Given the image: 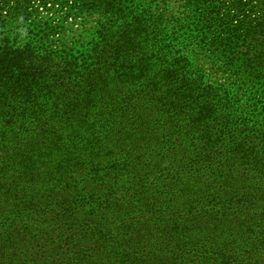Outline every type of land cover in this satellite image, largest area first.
Here are the masks:
<instances>
[{"label":"trees","instance_id":"16d2710c","mask_svg":"<svg viewBox=\"0 0 264 264\" xmlns=\"http://www.w3.org/2000/svg\"><path fill=\"white\" fill-rule=\"evenodd\" d=\"M76 1L0 30V264H264V0Z\"/></svg>","mask_w":264,"mask_h":264},{"label":"rangeland","instance_id":"374dc122","mask_svg":"<svg viewBox=\"0 0 264 264\" xmlns=\"http://www.w3.org/2000/svg\"><path fill=\"white\" fill-rule=\"evenodd\" d=\"M28 0H0V30L2 27L6 29V32H11L12 35L19 34L21 39H27L33 37L31 30H34V33H38L40 36L44 34H48L49 40H53V42H58V44H66L70 47V43L72 41H76L77 37H85L90 29L97 27V22H101V20L107 18V15L104 16L100 11H92L87 12L84 10H80V6H82V2H77L76 0H70L68 4L61 5L52 4L53 1L47 6H43V4H39L40 2H36L31 0L32 4H34L35 9L31 12H28L29 15H26V18L23 19L20 16L21 11L17 14H11V8H19L25 4ZM90 1V0H88ZM142 5H145L146 8L151 9H160L173 8L174 11H171L172 14H176L177 17L184 18L185 14H187L186 1L185 0H138ZM30 4V6H32ZM82 8V7H81ZM179 12V13H176ZM149 14V13H148ZM168 24V23H165ZM172 26V23L165 25V27L169 28ZM162 26L161 28H163ZM164 32L160 31V36L157 35L156 30L154 32H149V39L154 37L157 38L158 41L162 40ZM158 44V43H157ZM173 47L175 49V45L177 42L171 43L169 39L164 38L161 42V46L165 48L166 46ZM160 48V46L158 45ZM161 48V49H163ZM168 48H165L166 51ZM176 50V49H175ZM163 51V52H164ZM160 67L156 68V71Z\"/></svg>","mask_w":264,"mask_h":264}]
</instances>
